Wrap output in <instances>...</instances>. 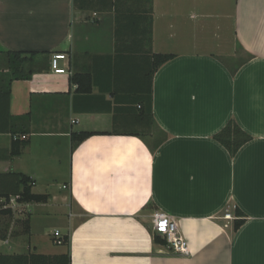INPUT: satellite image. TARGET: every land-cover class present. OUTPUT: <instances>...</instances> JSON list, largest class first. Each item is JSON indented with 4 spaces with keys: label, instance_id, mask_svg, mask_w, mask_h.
I'll return each instance as SVG.
<instances>
[{
    "label": "crops",
    "instance_id": "obj_1",
    "mask_svg": "<svg viewBox=\"0 0 264 264\" xmlns=\"http://www.w3.org/2000/svg\"><path fill=\"white\" fill-rule=\"evenodd\" d=\"M9 51L37 55L11 83L18 133L0 131V174H27L50 198L0 216V252L66 253L59 231L72 264H264V0H0V83ZM55 52L69 73L53 70ZM153 53L175 57L155 71ZM150 89L157 147L141 119ZM231 119L252 136L235 156L214 138ZM81 131L97 134L74 147ZM155 211L189 253L155 241Z\"/></svg>",
    "mask_w": 264,
    "mask_h": 264
},
{
    "label": "trees",
    "instance_id": "obj_2",
    "mask_svg": "<svg viewBox=\"0 0 264 264\" xmlns=\"http://www.w3.org/2000/svg\"><path fill=\"white\" fill-rule=\"evenodd\" d=\"M152 2V0H149ZM152 42V39L149 40ZM10 59L11 77L9 82L6 84V80L0 83V131L10 132L12 134L18 133L14 129L12 120H15L9 115L8 126L6 128V111L9 109V99L11 91V83L17 79H29L33 74L32 70H27L25 63H29L31 59H34L36 52H23V51H9L6 53ZM175 54L172 53H153V66L156 71L163 64L173 59ZM71 80L73 83L78 85L77 91L79 92H90L92 89L91 77L88 74L75 73L72 75ZM149 98L147 104L142 111L144 126V133L150 136H154L153 125L156 122L153 118V96L152 89L149 91ZM97 134L96 132L81 131L73 133L72 141L75 147L78 143L82 142L86 138ZM163 136V135H162ZM162 136L155 139L154 145L156 147L161 142ZM221 144H223L232 156H235L239 149L252 139V136L248 134L238 124L235 119H231L226 126L214 135ZM28 143V139L15 138L13 141L12 155L18 156L22 152L23 146ZM151 147V146H150ZM154 149V147H151ZM6 178V190H0V216L6 215L11 216L13 214L12 208L6 207V203L12 195H19L18 201L21 203L25 202H47L50 198L49 194H37L32 191L34 180L27 174L20 172H10L7 174H0L1 180ZM236 216L234 219V230H238L246 222V214L239 208L236 207ZM24 233L30 232L29 218L22 221ZM8 235V228L6 232H2L0 229V239H5ZM155 235V241L160 244H166V241L158 234ZM64 237V244L68 246V251L59 255H47L42 253H2L0 252V264H72L70 254V235L66 234Z\"/></svg>",
    "mask_w": 264,
    "mask_h": 264
},
{
    "label": "built area",
    "instance_id": "obj_3",
    "mask_svg": "<svg viewBox=\"0 0 264 264\" xmlns=\"http://www.w3.org/2000/svg\"><path fill=\"white\" fill-rule=\"evenodd\" d=\"M68 56L63 52H55L52 56L51 66L56 73H69L66 66L62 65V61L67 60ZM19 136H16V138ZM22 139H26L27 135L23 134L20 136ZM66 187V186H65ZM19 195H12L9 198V201L6 203V207L12 208V210H18V201ZM226 217L237 218V216L231 217L230 214H227ZM152 229L154 234L160 235L165 241L166 245L175 252L187 254L189 253V247L187 240L182 234L178 222L169 214L162 211H155L153 214V226ZM56 244H64V237L60 234L59 231H55V240Z\"/></svg>",
    "mask_w": 264,
    "mask_h": 264
},
{
    "label": "rangeland",
    "instance_id": "obj_4",
    "mask_svg": "<svg viewBox=\"0 0 264 264\" xmlns=\"http://www.w3.org/2000/svg\"><path fill=\"white\" fill-rule=\"evenodd\" d=\"M205 35H206V36H209V34H205ZM154 136H155V137H156V136H157V137H160L161 134H160L159 132H157L156 129H155V135H154ZM152 137H153V136L148 135V136H147V139H149L152 143H154V142H155V139H154V137H153V138H152ZM54 187H55V188H57V187L59 188V186H57V184H55ZM56 190H57V189H56ZM9 224H10V222H9ZM9 224H7V225H9ZM49 224H51V225H50V227L52 228L51 231H54V230H55V228H53V225H54L55 227H57V225L60 226L59 223L57 224V223H55V222H53V221H51ZM54 233H55V232H54ZM54 233H53V234H54ZM53 236H54V235H51L50 238H53ZM55 244H56V243H55ZM56 246H59V244L56 245ZM2 251H6V252H8V251H10V250L8 249V247H4V248H2Z\"/></svg>",
    "mask_w": 264,
    "mask_h": 264
}]
</instances>
